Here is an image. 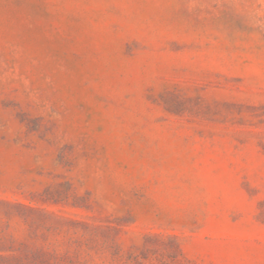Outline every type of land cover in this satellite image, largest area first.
<instances>
[{
  "label": "rangeland",
  "instance_id": "rangeland-1",
  "mask_svg": "<svg viewBox=\"0 0 264 264\" xmlns=\"http://www.w3.org/2000/svg\"><path fill=\"white\" fill-rule=\"evenodd\" d=\"M0 264H264V0H0Z\"/></svg>",
  "mask_w": 264,
  "mask_h": 264
}]
</instances>
